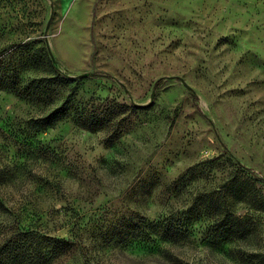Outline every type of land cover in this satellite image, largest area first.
I'll list each match as a JSON object with an SVG mask.
<instances>
[{"label": "rangeland", "instance_id": "374dc122", "mask_svg": "<svg viewBox=\"0 0 264 264\" xmlns=\"http://www.w3.org/2000/svg\"><path fill=\"white\" fill-rule=\"evenodd\" d=\"M0 200V264H264V0H0Z\"/></svg>", "mask_w": 264, "mask_h": 264}, {"label": "trees", "instance_id": "16d2710c", "mask_svg": "<svg viewBox=\"0 0 264 264\" xmlns=\"http://www.w3.org/2000/svg\"><path fill=\"white\" fill-rule=\"evenodd\" d=\"M66 80L67 79H65L64 80V82L66 83ZM235 185H236V183H232L231 184V186H230V192L231 191H233V190H235ZM244 196L246 197V193L244 194ZM263 207V209H264V206H262ZM5 209V207H4V205H3V203L1 202V200H0V211H3ZM241 222H240V220H239V218H236L235 217V214L232 212V213H230V215H228V216H226L224 219H223V222H222V224H220V227L221 228H226V229H228L229 227V229L231 230V231H233L234 232V229H235V227H239V224H240ZM58 244H61V243H66V244H68V245H71V243H69V241H65V240H57L56 241ZM4 259V253H2L1 255H0V261L1 260H3Z\"/></svg>", "mask_w": 264, "mask_h": 264}]
</instances>
